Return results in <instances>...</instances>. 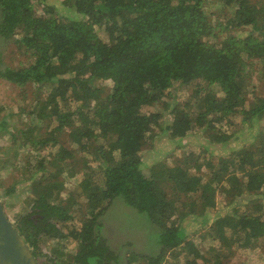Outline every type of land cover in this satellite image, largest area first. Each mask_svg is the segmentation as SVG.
<instances>
[{
	"label": "trees",
	"instance_id": "obj_1",
	"mask_svg": "<svg viewBox=\"0 0 264 264\" xmlns=\"http://www.w3.org/2000/svg\"><path fill=\"white\" fill-rule=\"evenodd\" d=\"M59 3L62 10L51 0H0V40L28 59L0 79L32 104L19 126H10L11 112L0 119L11 143L0 147V168L17 172L7 195L29 188L31 212L15 227L40 264H224L229 254L212 263L190 239L194 223L209 253L256 248L264 239V86L259 96L251 82L257 67L264 73V0ZM181 88L191 92L175 103ZM168 98L175 104L161 102ZM161 104L172 140L204 133L202 143L225 155L146 167ZM90 163L103 170L101 184ZM119 199L158 229L156 254L129 252L123 262L110 247L101 218Z\"/></svg>",
	"mask_w": 264,
	"mask_h": 264
},
{
	"label": "rangeland",
	"instance_id": "obj_2",
	"mask_svg": "<svg viewBox=\"0 0 264 264\" xmlns=\"http://www.w3.org/2000/svg\"><path fill=\"white\" fill-rule=\"evenodd\" d=\"M60 1L61 0H51V3L59 10H62L64 7L59 3ZM209 2L214 4L215 0H209ZM219 7V5H211L212 11L219 9ZM37 9L39 12L42 10L40 6H38ZM241 34L246 35V31ZM100 35L104 41H109L106 34L101 33ZM27 61V57L22 55L14 42L0 40V71H4L6 68H20L24 64L26 65ZM261 69V67H257L255 72L253 70L254 73L251 82L253 86L256 87V93L259 94V96H262L264 86V73ZM190 92L191 90L189 88L179 89L175 92L176 96L173 97L176 99L175 103H183L188 98L186 96L190 94ZM26 94L27 93H25V95ZM27 99L26 97H22L17 87L0 79V119L11 112L14 117L9 119L10 126H19L22 120L18 117V113L22 108H28V110H30L29 108L32 105L31 101ZM250 99H253V95L250 96ZM172 100L173 99L168 98L166 102L164 99L161 102L166 104L167 102L171 103ZM175 103L173 102L171 104L174 105ZM165 107L166 106L163 104L158 107L163 117L159 121V126L154 128V133L151 136H154L153 146H151L152 143H149V146L144 150L143 159L146 167L150 168L154 162H160L166 167H171L178 158H183L188 155H195L203 163L207 160H215L219 155H225V151H214L213 146L202 143L204 141V133L193 135L183 141L172 140L166 130L171 121L169 115L170 110H165ZM22 119H24V117H22ZM236 121L239 122L240 120L237 119ZM27 124L28 120L24 119L23 127ZM0 147L7 150L11 149V143L8 137L0 136ZM149 149H151V151H149ZM10 154H12V152ZM49 154L50 150L41 153V155ZM11 157L12 155L2 157L1 160L7 161ZM48 157H50V155ZM90 165L95 169V171L92 172L94 183L101 184L104 178L103 170L99 168L98 163H90ZM149 168L145 169V174L147 176L150 174ZM16 173L17 172L12 173L4 167L0 168V197L5 205L7 215L14 225L20 217H24L31 212L28 203H25L29 196V188H25L26 184L19 185L15 196L10 197L7 195L8 189L17 178L15 177ZM203 173H206V169H203L202 174ZM77 183L78 182L73 183L71 181L66 185L69 192L75 189ZM64 197H66V193H64ZM223 198L222 194H218L217 209H221V207L224 206ZM121 200L122 199L114 201L105 215L101 218V222L104 225L103 235L108 240L110 247L119 253L123 262H125L126 255L129 252L156 254L159 251L158 229L145 215L138 213L135 209L126 205L123 200ZM191 226L192 229L190 228V230H188L190 239L198 245L207 256V259L212 263H214L219 255L227 256L229 254V258L224 260V264H264V239H262L254 249H235L232 254L228 253L225 249H221L220 253H217V251L209 253L206 249L211 243L207 241V239L203 240L202 234L204 231L198 232L200 227L195 223L191 224ZM185 227L186 229L189 228L187 226ZM202 240L204 242H202ZM51 243L52 241L48 242V247ZM75 246V244H72L70 250H75ZM48 251L47 246L44 245V254H48ZM183 256L184 255H182L181 258H183ZM179 262L182 264V260L177 261L171 259L168 264H177ZM200 263L204 264L203 262Z\"/></svg>",
	"mask_w": 264,
	"mask_h": 264
},
{
	"label": "water",
	"instance_id": "obj_3",
	"mask_svg": "<svg viewBox=\"0 0 264 264\" xmlns=\"http://www.w3.org/2000/svg\"><path fill=\"white\" fill-rule=\"evenodd\" d=\"M0 264H40L9 219L0 197Z\"/></svg>",
	"mask_w": 264,
	"mask_h": 264
}]
</instances>
